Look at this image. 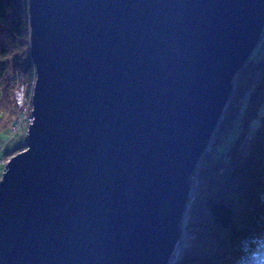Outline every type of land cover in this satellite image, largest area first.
Segmentation results:
<instances>
[{"label":"water","instance_id":"obj_1","mask_svg":"<svg viewBox=\"0 0 264 264\" xmlns=\"http://www.w3.org/2000/svg\"><path fill=\"white\" fill-rule=\"evenodd\" d=\"M28 24L32 123L1 172L0 264H176L264 0H28Z\"/></svg>","mask_w":264,"mask_h":264},{"label":"trees","instance_id":"obj_2","mask_svg":"<svg viewBox=\"0 0 264 264\" xmlns=\"http://www.w3.org/2000/svg\"><path fill=\"white\" fill-rule=\"evenodd\" d=\"M254 58L261 64L248 67L254 62L251 59L239 72L227 118L198 166L206 192L202 202L198 197L192 201L188 213L198 216L193 208L203 204L209 220L201 222L196 217L188 224L191 241L176 264H244V256L257 239L264 241V53ZM20 75L31 87L35 69L30 56L28 0H0V132L8 126L12 129L10 92L14 85L8 78L15 80ZM245 88L250 91L243 96ZM3 117H7L5 123ZM17 134L4 142L11 139L8 146L17 139L15 147L19 148L11 151L4 145L2 157L21 150L23 135ZM4 165L0 164V178ZM218 178L226 180L223 188ZM225 189L229 192L223 193Z\"/></svg>","mask_w":264,"mask_h":264},{"label":"rangeland","instance_id":"obj_3","mask_svg":"<svg viewBox=\"0 0 264 264\" xmlns=\"http://www.w3.org/2000/svg\"><path fill=\"white\" fill-rule=\"evenodd\" d=\"M264 28V27H263ZM262 28V29H263ZM262 31L263 30H261V33H262ZM253 54V53H252ZM12 73V72H11ZM238 76H240V75H238ZM243 77V76H242ZM242 77H240V78H242ZM8 83L9 84H13L14 86V88L12 89V92H10V98L12 99V103H11V105H10V112L12 113V111H13V116H12V114H11V117H10V125L12 126V125H14V123H15V121H16V119H17V116H18V114H19V110H18V107H19V105H23V100H22V102L21 101H17V96L19 95V92H18V90H22L23 91V93H24V97L26 96V98H28V96L31 94V92H32V88H33V84H34V81H33V84L31 85V87L29 86V84L25 81V79H24V77L22 76L21 78L19 77V76H16V78H15V80H13V77L12 78H8ZM16 85V86H15ZM20 85V86H19ZM16 87H18V89H16L15 90V88ZM241 89H242V85H241ZM249 89H247V88H245L244 89V94H243V96L245 95V94H249ZM234 96V95H233ZM239 96V94L237 95V97ZM232 100H234L233 99V97L231 98V100H230V102L232 101ZM17 102H18V104H17ZM21 102V103H20ZM4 104H6L7 102H3ZM230 104V103H229ZM229 104H228V106H229ZM257 104V103H256ZM256 104H254L255 106H256ZM8 106H9V103H8ZM228 106H227V108H228ZM20 109L22 108V107H19ZM2 121L5 123L6 121H7V117H3V119H2ZM14 122V123H13ZM22 131H20L19 132V135H23V139H22V142H24V137H25V135H26V127H22V128H20ZM12 134V129H11V127L10 126H8V127H6L5 129H3L1 132H0V138H1V140L3 141V142H0V145L2 146V145H5V146H7V143L8 142H10L11 141V139L10 140H8V141H5L4 142V140L7 138V137H9L10 135ZM15 134H17V132L15 133ZM18 135V134H17ZM217 140L219 141L220 140V136H218V138H217ZM21 142V143H22ZM17 143H18V140L17 139H13V141L7 146V150H11V151H16L17 150V148H19V146H17V147H15L16 145H17ZM1 146H0V148H1ZM5 146L3 147L2 146V148H5ZM20 146H22L21 147V150L20 151H22V150H24L25 149V147H24V143L23 144H20ZM23 148V149H22ZM20 151H18V152H20ZM210 151V150H209ZM18 152H16V153H18ZM14 152H12L11 153V155H7V156H4V157H2V153H0V164L2 163V164H4V163H6L8 160H9V158L10 157H12ZM16 153H14V154H16ZM194 176V175H193ZM195 177V176H194ZM206 181L205 182H207V180H208V178H206L205 179ZM218 180H220L219 181V186L221 187V188H223V182H225L226 180L223 178V179H220V178H218ZM201 182H202V179L198 176V174H197V177H195L194 178V180H190V183H191V185H198V187H199V194H198V201L200 200V202H202L203 201V199H202V197L204 196V194H205V192H206V185H205V187L202 189V187H201ZM229 191L227 190V189H225V190H223V193H228ZM220 195H222V194H220ZM192 203V202H191ZM191 208H189L188 210H190ZM192 210V209H191ZM193 212L194 213H196L198 216H196L197 218H199V220L202 222V221H208L209 220V217H208V214H207V209L205 208V206L202 204V205H200L199 207H197V208H193ZM196 217L195 216H193L192 214H191V212H189V213H186V219H185V221H184V223H183V227H182V229L184 230V232H183V235H184V237H185V242L187 243V246L189 245V242L191 241V239H189L190 237H192V235L189 233L190 231L188 230V224L189 223H191V221L192 220H195L196 219ZM188 231V232H187ZM183 255V254H182Z\"/></svg>","mask_w":264,"mask_h":264},{"label":"bare ground","instance_id":"obj_4","mask_svg":"<svg viewBox=\"0 0 264 264\" xmlns=\"http://www.w3.org/2000/svg\"><path fill=\"white\" fill-rule=\"evenodd\" d=\"M261 34V33H260ZM260 38H261V35H259V38H258V40H257V42H256V45H255V47H257V46H259V43H260ZM260 49V50H259ZM259 49H258V52L256 53L258 56H261L263 53H264V42L260 45V47H259ZM263 51V52H262ZM260 52H262V53H260ZM254 56H256V55H250L249 56V58L246 60V62H245V65L246 64H248L249 63V61L252 59V60H254V62L253 63H251L248 67H250V66H254V63H256V65H259V64H261V62H259V60H256L255 58H254ZM244 65V66H245ZM256 65L254 66V67H256ZM243 66V67H244ZM242 67V68H243ZM241 68V69H242ZM241 69L238 71V73L234 76V78H233V80H232V90H231V93H233V95L235 94V92H236V89L238 88V79H239V72L241 71ZM16 86V85H15ZM20 86V85H19ZM16 89H18V87H16L15 88V90ZM18 92H19V94H21V90H18ZM225 113H226V111H225ZM225 118H227V116H226V114H224V116H221V117H219V119H218V129L220 128V126L222 125V122H224V119ZM218 129H217V131H218ZM217 131H215V135H214V138H213V140H212V142H211V144H209L208 146H207V148H208V152H209V150H210V148H212V146H214L213 145V143H214V141H215V139H216V134H217ZM208 152H207V154H208ZM207 156V155H206ZM203 158H205V157H203ZM201 162V161H200ZM226 169L227 168H224L222 171H223V174H226ZM198 166H197V168H196V170H195V172L194 173H192L191 174V176L189 177V180H194V178L195 177H197V174H198ZM226 171V172H225ZM195 177H194V176ZM224 176V175H223ZM219 181L220 180H218L217 182L219 183ZM198 194H199V187H198V185L196 186V185H192V192H191V195L193 196V199H196L197 197H198ZM188 209H189V207L186 209V213H188ZM183 232H184V230H183ZM186 240H185V237H184V235L182 236V238H181V240H180V242L178 243V246H177V248H176V251H175V255H176V257H181L182 256V252H183V250H184V248H185V244H187L186 242H185Z\"/></svg>","mask_w":264,"mask_h":264},{"label":"built area","instance_id":"obj_5","mask_svg":"<svg viewBox=\"0 0 264 264\" xmlns=\"http://www.w3.org/2000/svg\"><path fill=\"white\" fill-rule=\"evenodd\" d=\"M264 27V26H263ZM262 33L261 38H260V43L259 46L254 48V52L252 55H257L256 53L258 52V49L260 47V45L264 42V28L262 29ZM260 50V49H259ZM20 78L22 77L21 75L19 76ZM23 100V105H19V107H22L21 109L18 107L19 110V114L17 116V119L14 123V125H12V134H15L16 132L19 133L20 131H22L20 128L22 127H26V131L27 128L29 126V124L32 123V116H31V111H32V92L31 94L28 96V98H26V96L24 97V93L21 90V94H19L17 96V101H21ZM17 102V104H18ZM20 102V103H21ZM26 133V132H25ZM1 146V145H0ZM4 147V145H2ZM2 146L0 149H2ZM186 219V218H185ZM184 219V221H185ZM183 221V223H184ZM184 226V225H183ZM182 226V227H183Z\"/></svg>","mask_w":264,"mask_h":264},{"label":"clouds","instance_id":"obj_6","mask_svg":"<svg viewBox=\"0 0 264 264\" xmlns=\"http://www.w3.org/2000/svg\"><path fill=\"white\" fill-rule=\"evenodd\" d=\"M244 264H264V241L257 239L251 250L244 256Z\"/></svg>","mask_w":264,"mask_h":264}]
</instances>
